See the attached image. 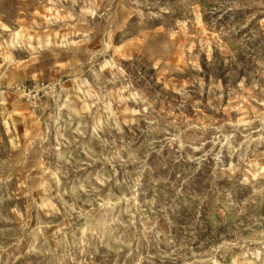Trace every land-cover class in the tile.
<instances>
[{"label": "rangeland", "instance_id": "rangeland-1", "mask_svg": "<svg viewBox=\"0 0 264 264\" xmlns=\"http://www.w3.org/2000/svg\"><path fill=\"white\" fill-rule=\"evenodd\" d=\"M0 264H264V0H0Z\"/></svg>", "mask_w": 264, "mask_h": 264}, {"label": "built area", "instance_id": "built-area-1", "mask_svg": "<svg viewBox=\"0 0 264 264\" xmlns=\"http://www.w3.org/2000/svg\"><path fill=\"white\" fill-rule=\"evenodd\" d=\"M48 90H50L49 85L43 83L34 84L32 87L22 86L16 88V91L28 101L30 106H35L36 102L39 100L40 94L46 93Z\"/></svg>", "mask_w": 264, "mask_h": 264}]
</instances>
